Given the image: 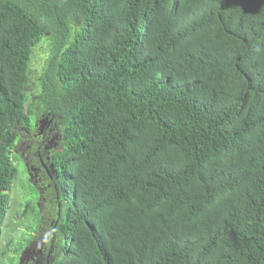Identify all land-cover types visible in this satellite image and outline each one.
Listing matches in <instances>:
<instances>
[{
  "label": "trees",
  "instance_id": "obj_1",
  "mask_svg": "<svg viewBox=\"0 0 264 264\" xmlns=\"http://www.w3.org/2000/svg\"><path fill=\"white\" fill-rule=\"evenodd\" d=\"M42 44L49 264H264V0H0V237Z\"/></svg>",
  "mask_w": 264,
  "mask_h": 264
},
{
  "label": "rangeland",
  "instance_id": "obj_2",
  "mask_svg": "<svg viewBox=\"0 0 264 264\" xmlns=\"http://www.w3.org/2000/svg\"><path fill=\"white\" fill-rule=\"evenodd\" d=\"M48 55L49 47L47 44H42L34 50L30 69L31 80L27 89H25L31 97L30 102L35 104L33 109L35 117L33 121L34 127L41 112L38 80L44 69ZM56 122L61 127L58 116H56ZM27 130L29 129L23 127H16L14 129L15 136L21 139V142L17 144L16 151L18 154L24 152V156L28 158L27 160L32 161V158H35V154L32 152L29 155L28 152L35 145V135L38 132L34 131L33 134H28ZM13 161L18 169V173L12 184L8 210L0 237V264H20L21 256V264H36V261L39 263L41 259L44 264H48L50 261L47 254V244L52 235V227L56 220V173L50 169V164H48L51 176L48 175L47 177H50L51 181L49 182L47 177L44 176L43 184L39 183L38 187H34L16 154H13ZM33 181L35 182V179ZM42 185L48 187L47 191L43 194L39 188ZM28 239L33 240L27 247ZM25 247L27 249L21 255L24 252L21 249Z\"/></svg>",
  "mask_w": 264,
  "mask_h": 264
},
{
  "label": "flooded vegetation",
  "instance_id": "obj_3",
  "mask_svg": "<svg viewBox=\"0 0 264 264\" xmlns=\"http://www.w3.org/2000/svg\"><path fill=\"white\" fill-rule=\"evenodd\" d=\"M34 131L38 132L37 135H35L36 143L31 147V150L28 152V154L30 155L33 152L35 154V158H32V161L27 160L28 158L24 156V152L20 154L17 153V144L21 142L20 137H17L13 153L17 155L18 160L21 162L22 168H24L25 173L28 175V179L31 181V183H33L34 186L38 187L39 183L43 184L44 176H51L48 164H50V169L56 173V179H58L54 158L56 152L62 146L63 132L59 124L56 122V116L42 110L40 112L39 118L36 120V126L27 130V133L33 134ZM34 179L35 182L33 181ZM47 180L50 182L51 178L47 177ZM44 185L39 187L42 194L48 189V187ZM55 189L57 190V186H55ZM36 264L44 263L41 259L39 260V263L36 261Z\"/></svg>",
  "mask_w": 264,
  "mask_h": 264
},
{
  "label": "water",
  "instance_id": "obj_4",
  "mask_svg": "<svg viewBox=\"0 0 264 264\" xmlns=\"http://www.w3.org/2000/svg\"><path fill=\"white\" fill-rule=\"evenodd\" d=\"M24 253H25V251L21 255H23ZM21 262H22V256H21V259H20V264H21Z\"/></svg>",
  "mask_w": 264,
  "mask_h": 264
}]
</instances>
